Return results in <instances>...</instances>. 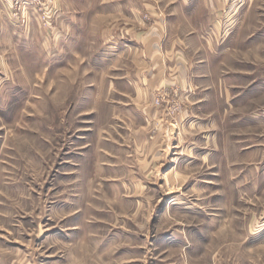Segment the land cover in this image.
<instances>
[{"label":"rangeland","instance_id":"1","mask_svg":"<svg viewBox=\"0 0 264 264\" xmlns=\"http://www.w3.org/2000/svg\"><path fill=\"white\" fill-rule=\"evenodd\" d=\"M109 1L0 0V264H264V0H137L145 24L207 26L193 149L157 170L110 105L98 25L131 14Z\"/></svg>","mask_w":264,"mask_h":264},{"label":"crops","instance_id":"2","mask_svg":"<svg viewBox=\"0 0 264 264\" xmlns=\"http://www.w3.org/2000/svg\"><path fill=\"white\" fill-rule=\"evenodd\" d=\"M113 5L121 10L124 7L131 16L130 21L125 18L119 25H98L97 37L103 45L100 56L111 70L107 76L108 94L114 96V101L110 105L121 111L119 117L133 124L130 137L135 156L147 159L146 167L157 170L163 166L162 158L185 156L187 150L193 149L185 147V133L179 134L189 121L188 109H193L196 103L191 89L192 60L185 50L191 43L201 45L200 32L207 26L148 25L138 15L140 10L147 11L148 2L113 0ZM155 93L178 96L180 107L175 117L169 119L164 114L163 108L170 104L168 100L161 104L163 108L153 104ZM172 122L178 127L177 136ZM170 163L165 165L166 174L178 165Z\"/></svg>","mask_w":264,"mask_h":264},{"label":"built area","instance_id":"3","mask_svg":"<svg viewBox=\"0 0 264 264\" xmlns=\"http://www.w3.org/2000/svg\"><path fill=\"white\" fill-rule=\"evenodd\" d=\"M164 101V94L163 95H157L155 100H154V104L157 106H160Z\"/></svg>","mask_w":264,"mask_h":264}]
</instances>
